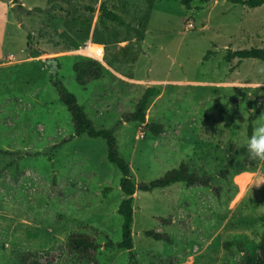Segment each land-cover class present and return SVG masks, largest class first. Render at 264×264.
Masks as SVG:
<instances>
[{"label":"rangeland","instance_id":"rangeland-1","mask_svg":"<svg viewBox=\"0 0 264 264\" xmlns=\"http://www.w3.org/2000/svg\"><path fill=\"white\" fill-rule=\"evenodd\" d=\"M20 1L42 11L28 15L0 0V264H15L18 250L37 252L42 264H75L65 251L72 232L101 245L122 240L121 172L108 161L103 139L74 136L45 58L58 61V78L96 129L121 121L115 137L135 184L184 162L220 188L219 197L183 183L137 191L133 251L141 264H240L246 252L259 251L264 185L252 187L249 180L264 176V164L248 158L245 144L264 114V61L226 56L264 48V5ZM103 2L132 29L101 25ZM86 56L103 66L101 79L90 84L79 83L73 69ZM148 87L159 90L145 111V124L163 125L158 137L122 118ZM147 231L167 233L171 242L152 240ZM128 255L102 246L98 260L126 264Z\"/></svg>","mask_w":264,"mask_h":264},{"label":"trees","instance_id":"trees-1","mask_svg":"<svg viewBox=\"0 0 264 264\" xmlns=\"http://www.w3.org/2000/svg\"><path fill=\"white\" fill-rule=\"evenodd\" d=\"M3 2H13L16 7L23 10L28 15H32L34 11L41 12L39 8L34 10H28L22 6L20 0H1ZM194 0H181L182 5L190 9L191 2ZM206 1V0H203ZM233 4L244 5L250 9H255L264 5V0H228ZM90 12H95V8L88 7ZM98 21L101 25L106 26L108 24L118 25L121 27H127L132 29V26L125 20V18L110 9L106 2H103L99 8ZM238 58L244 59H258L264 61V48H251L244 50L234 51L226 56L228 61ZM75 79L82 84H90L95 81H99L103 75L102 64L90 57L86 56L80 58L74 62L73 65ZM58 61L54 59L51 61V84L57 90L60 101L67 107L72 120L74 129V136L79 137L87 135L90 138H101L107 145V158L108 161L115 165L121 172L120 187L125 198L122 200L118 213L122 216V240L119 243H114L109 238L104 245H101L95 237L80 232H72L69 234L65 251L67 260L75 264H101L98 260L99 249L104 246L106 248H118L128 251V259L126 264H141L134 253L133 244V222H134V209L133 201L134 195L137 191L152 192L157 189H165L171 185L177 183H183L186 187H203L213 191L216 196H220V188L214 184L213 176L209 175L205 171H196L192 169L190 164L182 162L177 168L167 171L162 177L152 182H142L135 184L131 176L130 165L125 161L118 148L117 139L115 137V130L121 124V121L117 123L113 129H96L93 121L87 116L86 109L81 105L77 97L71 93L65 84L58 78ZM159 94L158 88L149 87L146 89L144 95L136 104L133 112L123 114L125 122H138L145 124V111L149 103V100L156 97ZM150 134L154 137L160 136L164 127L157 123H147L144 126ZM251 131V127L249 129ZM71 137L63 139L60 145L70 141ZM223 173V172H222ZM224 175V173H223ZM162 224H166L167 221L163 218H159ZM145 235L155 241H165L170 243V236L167 233H157L154 231H147ZM259 251L246 252L240 264H264V233L262 235L260 244L258 245ZM15 264H42L39 259V255L34 251L18 250L14 251ZM151 264H163L159 262H153Z\"/></svg>","mask_w":264,"mask_h":264},{"label":"clouds","instance_id":"clouds-1","mask_svg":"<svg viewBox=\"0 0 264 264\" xmlns=\"http://www.w3.org/2000/svg\"><path fill=\"white\" fill-rule=\"evenodd\" d=\"M258 119L262 122L253 127L252 133L245 144V149L250 160L264 164V114H261ZM249 184L252 187L264 185V176H253L249 180Z\"/></svg>","mask_w":264,"mask_h":264},{"label":"water","instance_id":"water-1","mask_svg":"<svg viewBox=\"0 0 264 264\" xmlns=\"http://www.w3.org/2000/svg\"><path fill=\"white\" fill-rule=\"evenodd\" d=\"M26 29L29 30L28 27ZM31 34H33L32 31H31ZM53 60H54L53 58H45V63L47 65L51 66V61H53Z\"/></svg>","mask_w":264,"mask_h":264},{"label":"crops","instance_id":"crops-1","mask_svg":"<svg viewBox=\"0 0 264 264\" xmlns=\"http://www.w3.org/2000/svg\"><path fill=\"white\" fill-rule=\"evenodd\" d=\"M149 88V87H148ZM172 186V185H171ZM170 187V186H169ZM168 188V187H167Z\"/></svg>","mask_w":264,"mask_h":264}]
</instances>
